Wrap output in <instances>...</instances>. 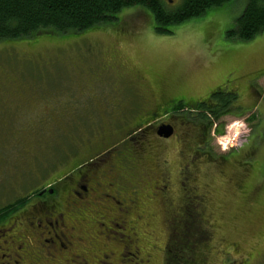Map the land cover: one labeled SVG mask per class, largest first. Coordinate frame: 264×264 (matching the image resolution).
I'll list each match as a JSON object with an SVG mask.
<instances>
[{
  "label": "flooded vegetation",
  "instance_id": "flooded-vegetation-1",
  "mask_svg": "<svg viewBox=\"0 0 264 264\" xmlns=\"http://www.w3.org/2000/svg\"><path fill=\"white\" fill-rule=\"evenodd\" d=\"M236 72L229 84L218 76L203 99L168 97L160 90L167 78L159 76L153 100L92 96L102 108L94 117L109 120L99 128L102 142L0 212V264H255L253 247L244 250L245 235L232 236L216 218L232 197L214 196L207 180L208 169L227 179L243 215L261 206L248 138L226 149L210 139L221 125L217 108L226 105L223 116L243 117L246 112L234 110L240 100L262 96L260 73ZM203 112L211 119L201 118ZM164 125L173 127L170 136L160 133Z\"/></svg>",
  "mask_w": 264,
  "mask_h": 264
},
{
  "label": "rangeland",
  "instance_id": "rangeland-1",
  "mask_svg": "<svg viewBox=\"0 0 264 264\" xmlns=\"http://www.w3.org/2000/svg\"><path fill=\"white\" fill-rule=\"evenodd\" d=\"M170 1L165 0L168 9H176L179 0ZM247 1L235 0L211 9L199 18L169 27L171 33L166 34L154 29L153 14L132 7L123 10L115 23L83 33L0 41V209L41 181L60 176L73 159L102 142L99 128H108L109 120L94 117L102 108L92 96L153 100L158 96L152 81L159 76L167 78L160 90L168 97L203 99L218 76L229 84L237 70L256 71L261 74L257 86L262 96L240 100L242 106L234 110L246 112L243 117L220 115L217 121L223 132L212 131L210 139L219 147L225 137L231 138L230 143L248 137L245 148L256 150L259 174L251 184L260 186L261 206L249 217L243 215L227 179L208 169L207 180L214 196L232 197L230 205L216 212L222 227L232 236L243 233L244 250L253 247L258 257L255 264H264V240H257L264 233V31L245 41L227 36ZM138 74L142 78L137 82ZM241 85L246 87V81ZM170 145L175 146L174 140ZM176 160L172 154L173 168ZM155 226L160 231L159 219Z\"/></svg>",
  "mask_w": 264,
  "mask_h": 264
},
{
  "label": "trees",
  "instance_id": "trees-1",
  "mask_svg": "<svg viewBox=\"0 0 264 264\" xmlns=\"http://www.w3.org/2000/svg\"><path fill=\"white\" fill-rule=\"evenodd\" d=\"M232 1L235 0H179L176 9L170 10L165 0H0V41L28 39L40 34L83 33L115 23L123 10L132 7H142L153 14L154 29L159 34H166L171 33L169 27L199 18ZM263 31L264 0H248L227 36L245 41ZM225 107L217 108L215 119L225 113ZM201 118L211 119L206 112Z\"/></svg>",
  "mask_w": 264,
  "mask_h": 264
},
{
  "label": "water",
  "instance_id": "water-1",
  "mask_svg": "<svg viewBox=\"0 0 264 264\" xmlns=\"http://www.w3.org/2000/svg\"><path fill=\"white\" fill-rule=\"evenodd\" d=\"M160 133L164 136H170L173 133V127L171 125H164L161 127Z\"/></svg>",
  "mask_w": 264,
  "mask_h": 264
}]
</instances>
